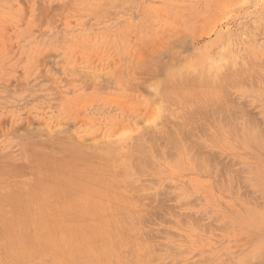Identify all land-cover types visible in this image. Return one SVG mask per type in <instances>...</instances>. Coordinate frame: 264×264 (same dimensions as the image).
Returning <instances> with one entry per match:
<instances>
[{
  "label": "rangeland",
  "instance_id": "374dc122",
  "mask_svg": "<svg viewBox=\"0 0 264 264\" xmlns=\"http://www.w3.org/2000/svg\"><path fill=\"white\" fill-rule=\"evenodd\" d=\"M263 130L264 0H0V264H264Z\"/></svg>",
  "mask_w": 264,
  "mask_h": 264
},
{
  "label": "bare ground",
  "instance_id": "6f19581e",
  "mask_svg": "<svg viewBox=\"0 0 264 264\" xmlns=\"http://www.w3.org/2000/svg\"><path fill=\"white\" fill-rule=\"evenodd\" d=\"M92 10H93V9H92ZM230 61H231V60H230ZM230 61H229V62H230ZM227 62H228V61H227ZM222 63H223V62H222ZM225 63H226V62H225ZM225 63H224V65H225ZM226 64H227V63H226ZM230 64H231V63H230ZM230 64L227 65V66L230 67ZM204 66L206 67V65H204ZM221 66H222V68H224L223 65H221ZM227 66H226V68H227ZM201 67H202V66H201ZM174 68H175V67H174ZM179 68H180V67H179ZM179 68H178V69H179ZM202 68H203V67H202ZM216 68H217V66H216ZM218 68H219V67H218ZM232 68L234 69V67H232ZM232 68H231V69H232ZM181 69H182V67H181ZM193 69L195 70V68H192V70H193ZM203 69H205V68H203ZM206 69H208V67H206ZM209 69H210V67H209ZM169 70H171V69H169ZM194 70H193V71H194ZM219 70H220V69H219ZM236 70H237V69H236ZM177 71H178V70H177ZM177 71H176V72H177ZM203 71H204V70H203ZM209 71H210V70H209ZM222 71H223V70H222ZM224 71H225V70H224ZM167 72H168V71H167ZM170 72H171V74L173 73L172 71H170ZM196 72H197V74H198V71H196ZM196 72H195V71L192 72V75H193V73L196 74ZM211 72H213V71H211ZM217 72H218V71H217ZM174 73H175V72H174ZM174 73H173V74H174ZM182 73H183V72H182ZM207 73H208V72H206V74H207ZM233 73H234V72H233ZM236 73H237V72H236ZM169 74H170V73H169ZM169 74H167V76H168ZM184 74H185V73H184ZM218 74H220V73H217V75H218ZM227 74H228V72H227ZM179 75H180V74H179ZM189 75H190V74H189ZM189 75H188V73H187L186 77H187V76L189 77ZM198 75L200 76V73H199ZM203 75H204V74H203ZM203 75H202V76H203ZM213 75H214V74H213ZM228 75H229V74H228ZM175 76L178 77V73H176V75H174V77H175ZM206 76H207V75H206ZM225 76H226V74H225ZM231 76H232V75H231ZM234 76H236V75L234 74ZM169 77L171 78V77H173V76H169ZM186 77L184 76V78H186ZM188 77H187V78H188ZM192 77H194V76H192ZM209 77H213V76H212V75H209ZM218 77H219V75H218ZM221 77H222V76H221ZM227 77H228V76H227ZM179 78H180V77H179ZM198 78H199V77H198ZM203 78H204V76H203L202 78H200V79H203ZM215 78H216V77H215ZM223 78H224V77H223ZM229 78H231V77L229 76ZM232 78H235V77H232ZM173 79H174V78H173ZM173 79H172V80H173ZM176 79H177V78H176ZM194 79H195V78H194ZM204 79H207V78H204ZM211 79H213V78H211ZM167 80H170V79L168 78ZM167 80H166V81H167ZM178 80H179V79H178ZM188 80H189V78H188ZM208 80H210V79H208ZM219 80H220V77H219ZM219 80H217V81L219 82ZM227 80H228V79H227ZM229 80H231V79H229ZM179 81H180V80H179ZM185 81H186V80H185ZM193 81H194V80H193ZM196 81H197V80H196ZM198 81L200 82V80H198ZM211 81H212V80H211ZM211 81H210V83H211ZM214 81H215V79H214ZM217 81H216V82H217ZM163 82H164V81H163ZM169 82H170V81H169ZM173 82L176 83L175 81H173ZM201 82H202V81H201ZM201 82H200V83H201ZM212 82H213V81H212ZM166 83H167V82H166ZM174 83H173L172 85H175ZM177 83H178V82H177ZM177 83H176V84H177ZM182 83H183V77H182ZM182 83H181V81H180V84H182ZM200 83H199V84H200ZM208 83H209V82H208ZM214 83H215V82H214ZM214 83H212V84L214 85ZM225 83L228 84V81H227V82L224 81L223 85H224ZM164 84H165V83H164ZM180 84H179V85H180ZM188 84H189V83H188ZM191 84H193V83H191ZM195 84H196V82H195ZM205 84H207V83H205ZM215 84H216V83H215ZM227 84H226V85H227ZM158 85H159V84H158ZM182 85H184V84H182ZM182 85H181V86H182ZM202 85H203V83H202ZM202 85H199V86L197 85V86L199 87V89H201L200 87H202ZM209 85H211V84H209ZM213 85H211V86H212V89H216V88L221 89V88H222V87H217V86H216V88H213V87H215V85H214V86H213ZM216 85H217V84H216ZM218 85H219V84H218ZM220 85H221V84H220ZM185 86H186V85H185ZM187 86H188V85H187ZM190 86H191V85H190ZM206 86H207V85H206ZM221 86H222V85H221ZM155 87H157V86H155ZM161 87H162V86H161ZM165 87H166V86H165ZM175 87H176V85H175ZM178 87H179V86H178ZM193 87H195V86H193ZM207 87H208V86H207ZM225 87H226V86H225ZM162 88H163V87H162ZM168 88H169V87H168ZM181 88H182V87H181ZM184 88H185V87H184ZM186 88H187V87H186ZM186 88H185V89H186ZM223 88H224V86H223ZM151 89H152V88H151ZM156 89H157V88H156ZM173 89H175V88H173ZM182 89H183V88H182ZM185 89H183V90H185ZM188 89H189V88H188ZM196 89H197V88H196ZM196 89H194V91H195ZM202 89H203V87H202ZM207 89H208V91H209V88H207ZM210 89H211V88H210ZM219 89H218V90H219ZM224 89L226 90V88H224ZM168 90H169V89H168ZM175 90H177V88H176ZM189 90H192V89H189ZM156 91H157V90H156ZM164 91H166V89H165ZM179 91H182V90L180 89ZM194 91H193V92H194ZM198 91H199V90H198ZM206 91H207V90H206ZM210 91H211V90H210ZM213 91H214V90H213ZM213 91H212V92H213ZM168 92H169V91H168ZM174 92H175V91H174ZM190 92H191V91H190ZM193 92H192V93H193ZM196 92H197V91H196ZM201 92H203V91L201 90ZM214 92H215V91H214ZM216 92L218 93L217 90H216ZM219 92H220V90H219ZM157 93H158V92H157ZM177 93H178V92H177ZM182 93H183V91H182ZM187 93H188V92H187ZM203 93H204V92H203ZM161 94H162V93H161ZM168 94H169V93H168ZM185 94H186V91H185ZM195 94H196V93H195ZM199 94H200V93H199ZM210 94H211V93H210ZM210 94H209V95H210ZM213 94H214V93H213ZM213 94H212V95H213ZM218 94H219V93H218ZM156 95H157V94H156ZM162 95L165 97L164 94H162ZM178 95H179V94H178ZM186 95H187V94H186ZM186 95H185V96H186ZM190 95H191V94H190ZM206 95H207V94H206ZM216 95H217V94H215L214 96H216ZM219 95H220V94H219ZM185 96H184V97H185ZM196 96H197V94H196ZM201 96H202V94H201ZM201 96H200V97H201ZM161 97H162V96H161ZM166 97H167V96H166ZM198 97H199V96H198ZM205 97H206V96H205V94H204V98H205ZM210 97H213V96L210 95ZM216 97H217V96H216ZM216 97H215V98H216ZM169 98H171V95H170ZM181 98H182V97H181ZM188 98H189V97H188ZM201 98L203 99V97H201ZM218 98H220V97L218 96ZM218 98H217V99H218ZM182 99H183V98H182ZM206 99H208V96L206 97ZM206 99H205V100H206ZM183 100H184V99H183ZM199 100H200V99H199ZM203 100H204V99H203ZM203 100H202L201 102H203ZM205 100H204V101H205ZM208 100H209V99H208ZM208 100H206L205 102L208 104V102L210 101L209 103L211 104V100H209V101H208ZM164 101H165V100H164ZM177 101H178V100H177ZM179 101H181V100L179 99ZM214 101H216V100H214V98H213V102H214ZM220 101H222V100L220 99ZM220 101L218 102V103H219L218 105H220L221 107H222V104L225 105V103H220ZM194 102H195V101H194ZM196 102H197V101H196ZM198 102H200V101H198ZM224 102H225V100H224ZM228 102H229V101H228ZM182 103H183V102H182ZM206 103H205V104H206ZM214 103H215V102H214ZM214 103H212L211 105L213 106ZM216 103H217V102H216ZM203 104H204V103H203ZM207 104H206V105H207ZM187 105H188V104H187ZM189 105H190V104H189ZM206 105H201V106H205V107H208V106H209V105H208V106H206ZM183 106H184V105H183ZM220 106H219V107H220ZM225 106H226V105H225ZM193 107H194V106H193ZM197 107H198V106H197ZM197 107H196V108H197ZM199 107H200V106H199ZM199 107H198V108H199ZM205 107H203V108H205ZM213 107H214V106H213ZM215 107H216V106H215ZM215 107H214V110H215ZM221 107H220V108H221ZM223 107H224V106H223ZM188 108H189V106H188ZM196 108H195V111H196ZM200 108H201V107H200ZM203 108H202V109H203ZM220 108H218V109H220ZM225 108H226V107H225ZM192 109H194V108H192ZM192 109H191V110H192ZM207 109L209 110L210 107H208ZM207 109H205V111H206ZM162 110H163V109H162ZM181 110H182V109H181ZM199 110H200V109H199ZM203 110H204V109H203ZM208 110H207V111H208ZM210 110H211V109H210ZM221 110H224V109L222 108ZM221 110H219V111H221ZM229 110H231V109L229 108ZM232 110H233V109H232ZM160 111H161V110H160ZM192 111H193V110H192ZM197 111H198V110H197ZM197 111H196V112H197ZM227 111H228V110H226V112L224 111V113H222V114H224L223 116H225V115L227 114ZM233 111H234V110H233ZM233 111H232V112H233ZM181 112H183V111H181ZM201 112H202V110H201ZM201 112H200V116H201ZM212 112L214 113V112H217V111H216V110H215V111L212 110ZM222 112H223V111H222ZM163 113H164V112H163ZM179 113H180V112H179ZM184 113H185V112H184ZM189 113H190V112H189ZM194 113H195V112H194ZM197 113H199V112H197ZM217 113H218V112H217ZM225 113H226V114H225ZM228 113H230V112H228ZM181 114H182V113H181ZM185 114H186V113H185ZM187 114H188V113H187ZM187 114H186V115H187ZM203 114H204V113H203ZM208 114H209V113H208ZM208 114H206V115H208ZM168 115H169V114H168ZM186 115H185V116H186ZM206 115H205V116H206ZM230 115H231V114H230ZM185 116H184V117H185ZM211 116H212V113H211ZM186 117H187V116H186ZM189 117H190V116H189ZM197 117H198V116H197ZM221 117H222V116H221ZM165 118H166V116H165ZM200 118H201V117H200ZM208 118H210V117H208ZM228 118H229V117H228ZM228 118H227V119H228ZM232 118H233V117H232ZM166 119H167V118H166ZM185 119H186V118H185ZM197 119H198V118H197ZM224 119H225V118H224ZM229 119H230V118H229ZM234 119H235V118H234ZM181 120H184V119H181ZM186 120H187V119H186ZM205 120H206V119H205ZM210 120H211V119H210ZM210 120L208 119V121H210ZM222 120H223V119H222ZM164 121H166V120L164 119ZM164 121H163V122H164ZM174 121H175V118H174ZM176 121H177V120H176ZM176 121H175V122H176ZM184 121H185V120H184ZM191 121H192V120H191ZM191 121L189 120V122H191ZM233 121H234V120H233ZM163 122L161 121V123H163ZM170 122H171V121H170ZM213 122H214V121H213ZM250 122H251V121H250ZM250 122H249V123H250ZM158 123H159V122H158ZM171 123H173V122H171ZM186 123H188V122H186ZM192 123H193V122H192ZM214 123H215V122H214ZM230 123H231V122H230ZM234 123H235V121H234ZM155 124H156V123H155ZM174 124H175V123H174ZM188 124H189V123H188ZM190 124H191V123H190ZM215 124H216V123H215ZM157 125H158V124H157ZM162 125H163V124H162ZM165 125L168 126L166 122H165ZM178 125H179V124H178ZM200 125H201V124H200ZM232 125H233V123H232ZM232 125H231V126H232ZM250 125H251V124H250ZM146 126H147V125H146ZM148 126H149V125H148ZM151 126H152V125H151ZM175 126L177 127V125H175ZM189 126H190V125H189ZM215 126H216V125H215ZM149 127H150V126H149ZM149 127H148V128H149ZM157 127H158V126H157ZM163 127H164V126H163ZM176 127H175V128H176ZM198 127H199V126H198ZM200 127H201V126H200ZM256 127H257V126H256ZM148 128L146 129V130H147L146 132H149V131H150L149 134H151V136H153L154 134L157 135V132H155V131H156L155 128L153 129L152 127H150V128H152V130H155V131H154L155 133H153V135H152V133H151V132H153V131H152V130H149ZM158 128H159V127H158ZM160 128H162V126H161ZM165 128H166V127H165ZM165 128H164V129H165ZM181 128H182V127H181ZM186 128H187V127H186ZM204 128H205V127H204ZM237 128H238V127H237ZM142 129H143V128H142ZM166 129H167V128H166ZM168 129H169V128H168ZM176 129H177V128H176ZM178 129H179V132H180V131H181L180 128H178ZM178 129H177V130H178ZM170 130H172V129H170ZM186 130H187V129H186ZM236 130H238V129H236ZM239 130H240V128H239ZM255 130H256V129H255ZM255 130H254V131H255ZM172 131H174V130H172ZM172 131H171V132H172ZM191 131H192V130H191ZM252 131H253V130H252ZM263 131H264V130H263ZM146 132H145V133H146ZM164 132H165V131H164ZM167 132H169V131H167ZM174 132H175V131H174ZM174 132H173V133H174ZM182 132H183V131H182ZM187 132H188V131H187ZM261 132H262V131H261ZM138 133H139V132H138ZM140 133H141V132H140ZM143 133H144V132H143ZM159 133H160V132H159ZM159 133H158V134H159ZM188 133H190V131H189ZM192 133H193V132H192ZM256 133H257V132H256ZM134 134H135V133H134ZM160 134H161V133H160ZM68 135H69V134H68ZM144 135H145V134H143V136H144ZM147 135H148V134H147ZM147 135H146V137H149V136H147ZM162 135H163V134H162ZM166 135H167V134H166ZM169 135H170V134H169ZM172 135H175V134H172ZM185 135L188 136V134H186V132L184 133V136H185ZM244 135H245V134H244ZM256 135H257V134H256ZM71 136H72V135H71ZM139 136H140V134H139ZM151 136H150V137H151ZM154 136H155V135H154ZM164 136H165V135H164ZM167 136H168V135H167ZM167 136H166V137H167ZM56 137H57V136H56ZM72 137H73V136H72ZM134 137H135V136H134ZM155 137H156V136H155ZM166 137H165V138H166ZM175 137H176V136H175ZM175 137H172V136L167 137V138H169V139H167V140H168L167 143L171 140V138H173L172 141H174V142H173L172 144H175V142L178 141ZM188 137H189V136H188ZM59 138H60V137H59ZM66 138H67V137H66ZM124 138H125V137H124ZM140 138H141V137H140ZM165 138H164V139H165ZM184 138H185V137H184ZM56 139H57V138H56ZM61 139H62V138H61ZM61 139H60V141H62ZM73 139H74V138H73ZM77 139H78V138H77ZM135 139H136V137H135ZM141 139H142V138H141ZM141 139H140V140H141ZM151 139H152V137H151ZM186 139H188V138H186ZM246 139H247V138H246ZM252 139H253V136H252ZM256 139H257V138H256ZM122 140H123V139H122ZM136 140H137V139H136ZM189 140H190V139H189ZM261 140H262V138H261ZM56 141H57V140H56ZM63 141H64V140H63ZM67 141H68V140H67ZM153 141H155V140L153 139ZM162 141H163V140H162ZM172 141H171V142H172ZM192 141H194V140H192ZM257 141H258V140H257ZM57 142H58V141H57ZM114 142H115V141H114ZM129 142H131V141H129ZM132 142H133V141H132ZM142 142H143V140H142ZM148 142H149V141H148ZM150 142H151V141H150ZM164 142H166V141L164 140ZM171 142H169V143L167 144V146H168L169 144L171 145ZM198 142H199V141H198ZM53 143H54V142H53ZM55 143H56V142H55ZM123 143H124V142H123ZM177 143H178V142H177ZM199 143H200V142H199ZM137 144H138V143H137ZM150 144H152V142H151ZM188 144H189V143H188ZM196 144H197V143H196ZM71 145H72V144H71ZM89 145H90V144H89ZM92 145H93V144H92ZM98 145L100 146L101 144H98ZM106 145H107V144H106ZM121 145H122V144H121ZM131 145H133V144H131ZM138 145H140V143H139ZM138 145H136V146H138ZM142 145H143V144H142ZM142 145L140 146V149H138V150L136 149V148H139V147H136L135 149H136L137 151H139V150H141V147L146 148V145H145V146H142ZM176 145H177V147L180 146V145L178 146V144H176ZM176 145H173V146H176ZM203 145H204V144H203ZM61 146H62V145H61ZM78 146H79V145H78ZM102 146H103V145H102ZM126 146H127V145H126ZM133 146H134V145H133ZM157 146H158V145H157ZM167 146H166V147H167ZM71 147H73V146H71ZM79 147H80V146H79ZM108 147H109V146H108ZM110 147H111V146H110ZM127 147H128V146H127ZM129 147H130V146H129ZM171 147H172V146H171ZM200 147H202V146L200 145ZM48 148H49V147H48ZM90 148H91V147H90ZM98 148H99V147H98ZM103 148H104V147H103ZM103 148H102V149H103ZM105 148H106V147H105ZM105 148H104V149H105ZM121 148H122V147H121ZM132 148H133V147H132ZM132 148H128V149L130 150V149H132ZM144 148H143V149H144ZM152 148H153V147H152ZM154 148H155V147H154ZM154 148H153V150H154ZM175 148H176V147H175ZM128 149H127V151H128ZM143 149H142L141 151H143ZM167 149H168V148H167ZM176 149H177V148H176ZM187 149H188V148H187ZM63 150H64V149H63ZM66 150H67V149H66ZM77 150H78V149H77ZM106 150H107V149H106ZM119 150H120V149H119ZM119 150H118V152H119ZM145 150L147 151V149H145ZM148 150H149V149H148ZM155 150H156V149H155ZM54 151H55V150H54ZM96 151H97V150H96ZM98 151H99V150H98ZM98 151H97V153H98ZM110 151L112 152V150H110ZM121 151H122V150H121ZM131 151H132V150H131ZM131 151H129V152H131ZM137 151H135V152H137ZM99 152H101V151H99ZM124 152H125V151H124ZM124 152H123V153H124ZM169 152H171V150H170ZM112 153H113V152H112ZM112 153H111V155H112ZM115 153H117V152H115ZM133 153H134V152H133ZM133 153L131 152V153H129V154H131V155L134 157ZM212 153H213V151H212ZM215 153H218V152L216 151ZM49 154H50V153H49ZM98 154H99V153H98ZM126 154H127L126 156H129L128 152H127ZM143 154H144V153H143ZM175 154H176V153H175ZM101 155H104V154H101ZM106 155H107V154H106ZM117 155H118V153H117ZM123 156L125 157V155H123ZM169 156H170V155H169ZM41 157H42V156H41ZM83 157H84V156H83ZM95 157H96V156H95ZM102 157H103V156H102ZM149 157H150V156H149ZM97 158H98V157H97ZM103 158H104V157H103ZM103 158H100V159L102 160ZM110 158H111V157H110ZM110 158H109V159H110ZM118 158H119V157H118ZM138 158H140V157H138ZM142 158H143V157H142ZM150 158H151V157H150ZM178 158H179V157H178ZM178 158H177V159H178ZM93 159H96V158H93ZM98 159H99V158H98ZM113 159H115V158H113ZM126 159H127V158H126ZM43 160H44V159H43ZM82 160H83V159H82ZM90 160H91V159H90ZM111 160H112V159H111ZM130 160H131V159H130ZM133 160H134V159H133ZM133 160H131V161H132V164H133L134 162H136V161L133 162ZM135 160H136V159H135ZM141 160H142V159H141ZM143 160H144V158H143ZM151 160H152V159H151ZM72 161H73V160H72ZM86 161H87V160H86ZM86 161H85V162H86ZM91 161H92V160H91ZM96 161H97V160H96ZM99 161H100V160H99ZM99 161H98V162H99ZM105 161H106V160H105ZM109 161H110V160H109ZM117 161H118V160H117ZM120 161H122V160H120ZM126 161H127V162H131V161H128V160H126ZM64 162H65V161H64ZM73 162H74V161H73ZM76 162H78V161H76ZM81 162H82V161H81ZM98 162H97L96 164H98ZM142 162H143V161H142ZM144 162H145V161H144ZM144 162H143V163H144ZM147 162H148V160H147ZM147 162H145V164H146ZM179 162H180V161H179ZM32 163H33V162H32ZM79 163H80V162H79ZM89 163H90V162H89ZM92 163H93V162H91V166H92ZM100 163H101V162H100ZM100 163H99V164H100ZM110 163H111V162H110ZM113 163H115V162H113ZM116 163H117V162H116ZM118 163H119V162H118ZM51 164H52V163H51ZM83 164H84V163H83ZM94 164H95V163H94ZM94 164H93V166H96V164H95V165H94ZM102 164H103V163H102ZM130 164H131V163H130ZM136 164H137V163H136ZM217 164H218V163H217ZM64 165H65V164H64ZM74 165H76V164L74 163ZM78 165H79V164H78ZM87 165H88V164H87ZM114 165H115V164H114ZM121 165H122V164H121ZM123 165H124V164H123ZM134 165H135V163H134ZM147 165H148V164H147ZM202 165H203V164H202ZM212 165H213V164H211V166H212ZM82 166H83V165H82ZM82 166H80V167H82ZM93 166H92V167H93ZM106 166H108V165H106ZM106 166H105V164H104V167H106ZM115 166H116V165H115ZM115 166H114V167H115ZM124 166H125V165H124ZM124 166H123V167H124ZM216 166H217V165H216ZM41 167H42V166H41ZM84 167H85V166H84ZM84 167H83V168H84ZM101 167H102V166H101ZM104 167H103V168H104ZM110 167H111V166H110ZM214 167H215V166H214ZM51 168H52V167H51ZM51 168H50V169H51ZM66 168L69 169L68 167H66ZM85 168H87V166H86ZM85 168H84V169H85ZM90 168H91V167H90ZM90 168H89V170H90ZM94 168H96V167H94ZM97 168H98V167H97ZM107 168H108V167H107ZM117 168L119 169V167H117ZM120 168H121V167H120ZM124 168H125V167H124ZM129 168H130V167H129ZM136 168H137V167H136ZM72 169H74V168H72ZM79 169H80V171L83 170V169H81V168H79ZM98 169H99V168H98ZM98 169H96V171H95V170L92 168V170H93L94 172H98V171H99ZM111 169H112V168H111ZM138 169H139V168H138ZM212 169H213V167H212ZM220 169H221V168H220ZM251 169H252V168H251ZM256 169H257V168H256ZM85 170H86V169H85ZM89 170H88V171H89ZM97 170H98V171H97ZM101 170H102V169H101ZM105 170H106V168H105L103 171L105 172ZM112 170H113V169H112ZM119 170H121V169H119ZM129 170H130V169H129ZM139 170H142V169L140 168ZM139 170H138V172H139ZM108 171H109V170H108ZM230 171H231V170H230ZM232 171H233V170H232ZM67 172H68V171H67ZM78 172H79V171H78ZM94 172H93V173H94ZM110 172H111V170H110ZM115 172H116V171H115ZM120 172H121V171H120ZM120 172H119V173H120ZM124 172H126V170H125ZM140 172H142V171H140ZM140 172H139V173H140ZM244 172H245V171H244ZM258 172H259V171H258ZM81 173H83V171H82ZM88 173L91 174L90 172H88ZM105 173H106V172H105ZM113 173H114V172H112V174H113ZM117 173H118V172H117ZM128 173H129V174H128ZM131 173H133V172H131ZM79 174H80V173H79ZM102 174H103V173H102ZM108 174H110V173L108 172ZM112 174H111V175H112ZM114 174H115V173H114ZM123 174H124L123 176H125L126 174H127V175H131V174H130V171L128 172V170H127L126 173H123ZM229 174H230V173H229ZM234 174H235V172H234ZM12 175H13V174H12ZM95 175H96V174H95ZM98 175L100 176V174H98ZM105 175H106V174H105ZM115 175H116V174H115ZM132 175H133V174H132ZM257 175H258V173H257ZM92 176H93V175H92ZM99 176H98V178H99ZM102 176H103V175H101V177H102ZM229 176H230V175H229ZM229 176H228V177H229ZM59 177H60V176H59ZM63 177H64V176H63ZM96 177H97V176H96ZM101 177H100V179H101V180H104V179L101 178ZM108 177H109V176H108ZM218 177H219V175H218ZM218 177H217V178H218ZM256 177H257V176H256ZM84 178H87V177H84ZM105 178H106V177H105ZM121 178H122V177H121ZM121 178H119V179H121ZM125 178L128 180L127 176H126ZM129 178H131V177L129 176ZM134 178H135V177H134ZM257 178H258V177H257ZM257 178H256V179H257ZM261 178H262V177H261ZM66 179H67V178H66ZM90 179H91V178H90ZM90 179H89V180H90ZM107 179H108V178H107ZM115 179H116V178H115ZM126 179H123L122 182L124 183V182H125L124 180H126ZM132 179H133V178H132ZM132 179H131V180H132ZM256 179H255V180H256ZM91 180H92V179H91ZM91 180H90V181H91ZM109 180H110V179H109ZM127 180H126V181H127ZM134 180L136 181V179H134ZM134 180H133V181H134ZM250 180H251V179H250ZM260 180H261V179H260ZM262 180H263V179H262ZM52 181H53V180H52ZM94 181H95V180H94ZM104 181H105V180H104ZM133 181H132L131 183H133ZM141 181H142V180H141ZM252 181H253V180H252ZM56 182H57V181H56ZM99 182H100V180H99ZM99 182L97 181V183H99ZM101 182H103V181H101ZM101 182H100V183H101ZM105 182H106V181H105ZM108 182L110 183V181H108ZM247 182H248V181H247ZM263 182H264V181H263ZM263 182H262V183H263ZM119 183H120V182H119ZM131 183H127V184H131ZM136 183H137V182H136ZM138 183H141V182H138ZM44 184H46V183L44 182ZM105 184H106V183H105ZM110 184H111V183H110ZM116 184H117V183H116ZM116 184H115V185H116ZM125 184H126V183H125ZM125 184H124V185H125ZM263 184H264V183H263ZM54 185H55V184H54ZM54 185H53V186H54ZM132 185H133V184H132ZM134 185H135V184H134ZM141 185H143V183H142ZM107 186H108V185H107ZM111 186H113V185H111ZM136 186H137V184H136ZM144 186H145V184H144ZM254 186H255V185H254ZM258 186H259V184H258ZM258 186H257V187H258ZM45 187H46V186H45ZM104 187H105V186H104ZM121 187H122V186H121ZM123 187H124V186H123ZM137 187H138V186H137ZM142 187H143V186H142ZM42 188H43V187H42ZM108 188H109V187H108ZM140 188H141V187H140ZM143 188H145V187H143ZM146 188H147V187H146ZM263 188H264V187H263ZM263 188L261 189L262 191H263ZM50 189H51V188H50ZM63 189H64V188H63ZM103 189H104V188H103ZM114 189L116 190V188H114ZM114 189H113V190H114ZM119 189H120V188H119ZM123 189H125V187H124ZM138 189H139V188H138ZM147 189H148V188H147ZM256 189H257V188H256ZM43 190H44V189H43ZM46 190H47V189H46ZM82 190H83V189H82ZM136 190H137V189H136ZM44 191H45V190H44ZM85 191H86V190H85ZM88 191H89V190H88ZM128 191H129V190H128ZM128 191H127V192H128ZM134 191H135V188H134ZM138 191H139V190H138ZM140 191H141V190H140ZM51 192H52V191H51ZM89 192H90V191H89ZM130 192H131V191H130ZM78 193H80V192H78ZM101 193H102V192H101ZM121 193H124V191L121 192ZM128 193H129V192H128ZM145 193H146V192H145ZM262 193H263V192H261V194H262ZM50 194H51V193L49 192V195H50ZM98 194H99V193H98ZM80 195H81V194H80ZM101 195H102V194H101ZM104 195H105V194H103V196H104ZM106 195H107V194H106ZM113 195H115V194L113 193ZM136 195H137V194H136ZM263 195H264V194H263ZM62 196H63V195H62ZM76 196H77V195H76ZM107 196H108V195H107ZM110 196H111V195H110ZM132 196H133V195H132ZM143 196H144V195H143ZM113 197H114V196H113ZM113 197H111V199H112ZM62 198L64 199V197H62ZM75 198H76V197H75ZM80 198H81V197H80ZM89 198H90V197H88L87 200H89ZM135 198H136V197H135ZM135 198H134V199H135ZM63 199H62V201H63ZM71 199H72V198H71ZM93 199H94V198H93ZM118 199H120V198H118ZM118 199H117V200H118ZM129 199H130V198H129ZM136 199H137V198H136ZM144 199H145V198H144ZM192 199H193V197H192ZM4 200H5V199H4ZM6 200H7V199H6ZM77 200H79V198H77ZM81 200H82V199H81ZM95 200H96V199H95ZM95 200H94V201H95ZM97 200H101V199H97ZM113 200H114V199H113ZM117 200H116V202H117ZM123 200H124V202L126 201V199H123ZM127 200H128V199H127ZM29 201H30V200H29ZM65 201H66L67 203L69 202V201H67V200H65ZM101 201H102V200H101ZM105 201H106V200H105ZM105 201H102V202L104 203ZM119 201H122V199L119 200ZM119 201H118V202H119ZM135 201H136V200H135ZM51 202H52V201H51ZM83 202H84V201H83ZM87 202H89V201H87ZM96 202H97V201H96ZM113 202H114V201H113ZM122 202H123V201H122ZM124 202H123V203H124ZM126 202H127V201H126ZM130 202H131V200H130ZM130 202H128V203H130ZM142 202H143V201H142ZM58 203H59V202H58ZM77 203H78V202H77ZM85 203H86V201L83 203V205H85ZM94 203H95V202H94ZM103 203H101V204H103ZM105 203H106V202H105ZM111 203H112V202H111ZM111 203H110V204H111ZM114 203H115V202H114ZM123 203H121V204H123ZM191 203L194 204V200H193V202L191 201ZM50 204H51V203H50ZM64 204H65V203H64ZM75 204H76V203H75ZM92 204H93V203H92ZM99 204H100V202H99ZM132 204H134V203H132ZM138 204H140V203H138ZM187 204H189V203H187ZM7 205H8V204H7ZM51 205H52V204H51ZM88 205H90V204H88ZM93 205H94V204H93ZM104 205H105V204H104ZM108 205H109V204H108ZM125 205H126V203H125ZM53 206H56V205L54 204ZM59 206H60V205H59ZM63 206H64V205H63ZM113 206H115V205H113ZM116 206H117V204H116ZM128 206H129V205H128ZM128 206H127V207H128ZM136 206H138V205H136ZM29 207H31V206H29ZM60 207H61V206H60ZM64 207H65V206H64ZM81 207H83V206H81ZM104 207H105V206H104ZM110 207H111V206H110ZM119 207H120V206H119ZM122 207H123V206H122ZM130 207H131V206H130ZM48 208H49V207H48ZM53 208H54V207H53ZM65 208H66V207H65ZM83 208H84V207H83ZM95 208H97V213H99V212H100L99 209H101V208H100V205H99V209H98V205H97ZM108 208H109V207H108ZM131 208H134V207H131ZM131 208H130V209H131ZM49 209H50V208H49ZM51 209H52V208H51ZM106 209H107V208H106ZM113 209H114V208H113ZM126 209H127V208H126ZM136 209H137V208H136ZM1 210H2V209H1ZM1 210H0V211H1ZM19 210H20V209H19ZM85 210H86V209H85ZM87 210H88V209H87ZM114 210H115V209H114ZM114 210H112V211H113V212H115V211L117 212V210H115V211H114ZM127 210H129V207H128ZM127 210H126V211H127ZM139 210H140V209H139ZM139 210H138V211H139ZM53 211H54V210H53ZM56 211H57V210H56ZM98 211H99V212H98ZM107 211H108V210H107ZM121 211H122V210H121ZM133 211H134V210H132V212H133ZM136 211H137V210H136ZM136 211H134V212H136ZM51 212H52V211H51ZM128 212H129V211H128ZM1 213H2V212H1ZM1 213H0V214H1ZM83 213H84V212H83ZM101 213H102V212H101ZM101 213H99V214H101ZM104 213H105V211H104ZM123 213H124V211H123ZM141 213H142V212H141ZM56 214H57V213H56ZM64 214H65V213H64ZM118 214H119V212H118ZM130 214H131V213H130ZM133 214H134V213H133ZM135 214H136V213H135ZM90 215H91V214H90ZM104 215H105V214H104ZM139 215H140V214H139ZM41 216H42V215H41ZM93 216H94V215H93ZM99 216H100V215H99ZM110 216H111V215H110ZM126 216H127V215H126ZM128 216H130V215H128ZM136 216H137V215H136ZM185 216H186V215H185ZM6 217H7V216H6ZM63 217H64V216H63ZM114 217H115V216H114ZM118 217H119V216H118ZM144 217H145V216H144ZM26 218H27V217H26ZM48 218H50V217H48ZM103 218H104V217H103ZM108 218H109V216H108ZM111 218H112V217H111ZM111 218H110V219H111ZM119 218H121V217H119ZM124 218H128V217H124ZM133 218H134V217H133ZM137 218H138V217H137ZM140 218H141V216H140ZM142 218H143V217H142ZM7 219H9V218H7ZM97 219H98V218H97ZM114 219H115V218H114ZM130 219H131V218H130ZM135 219H136V217H135ZM37 220H38V219H37ZM98 220H99V219H98ZM126 220H127V219H126ZM131 220H132V219H131ZM99 221H100V220H99ZM104 221H106V220L104 219ZM108 221H109V220H108ZM114 221H115V220H113V222H114ZM133 221H134V220H133ZM136 221H137V220H136ZM96 222H97V221H96ZM106 222H107V221H106ZM115 222H116V221H115ZM115 222H114V223H115ZM120 222H121V221H120ZM120 222H119V223H120ZM125 222H126V221H125ZM91 223H92V221H91ZM100 223H101V222H100ZM102 223H103V220H102ZM102 223H101V224H102ZM109 223H111V222L109 221ZM133 223H134V222H133ZM133 223H132V224H133ZM25 224H26V223H25ZM35 224H36V222H35ZM35 224H34V225H35ZM43 224H44V223H43ZM43 224H42L41 226H43ZM62 224H63V223H62ZM120 224H121V223H120ZM120 224H119V226H120ZM122 224H124V223H122ZM125 224H126V223H125ZM136 224H137V223H136ZM136 224H135V225H136ZM82 225H83V223H82ZM94 225H95V224H94ZM105 225H106V224H105ZM107 225H109V224H107ZM107 225H106V226H107ZM114 225H115V224H114ZM129 225H130V224H129ZM129 225H127V226H129ZM21 226H22V225H21ZM49 226H50V225H49ZM72 226H73V223H72ZM99 226L102 227L101 225H99ZM99 226H98V227H99ZM103 226H104V225H103ZM119 226H118V227H119ZM121 226H122V225H121ZM121 226H120V227H121ZM141 226H142V225H141ZM66 227H67V226H66ZM116 227H117V226H115V228H116ZM118 227H117V228H118ZM133 227H134V226H133ZM143 227H144V226H143ZM37 228L39 229V227H37ZM43 228H44V227H43ZM45 228H46V227H45ZM50 228H51V227H50ZM96 228H97V227H96ZM112 228H114V227L112 226ZM112 228H111V230H113ZM134 228H135V227H134ZM140 228H141V227H140ZM107 229H108V228H107ZM118 229H119V228H118ZM118 229H117V231H118ZM2 230H3V229H2ZM50 230H51V229H50ZM53 230H54V229H53ZM76 230H77V229H76ZM92 230H94V229H92ZM105 230H106V229H105ZM105 230H104V231H105ZM109 230H110V229H109ZM109 230H108V231H109ZM139 230H142V229H139ZM3 231H7V230H3ZM39 231H40V229H39ZM70 231H71V229H70ZM72 231H73V230H72ZM79 231H80V230H79ZM97 231H98V230H97ZM100 231H101V230H100ZM127 231H128V230H127ZM134 231H135V230H134ZM137 231H138V227H137ZM142 231H144V230H142ZM47 232H48V231H47ZM63 232H64V231H63ZM91 232H92V231H91ZM101 232H103V231H101ZM110 232H112V231H110ZM114 232H115V231H114ZM118 232H120V231H118ZM135 232H136V231H135ZM92 233H93V232H92ZM115 233H116V232H115ZM120 233H121V232H120ZM123 233H124V232H123ZM125 233H126V232H125ZM125 233H124V234H125ZM128 233H129V231H128ZM133 233H134V232H132V234H133ZM69 234H70V233H69ZM90 234H91V233H90ZM110 234H111V233H110ZM126 234H127V233H126ZM126 234H125V235H126ZM102 235H103V234H102ZM102 235H101V236H102ZM107 235H108V234H107ZM112 235H113V234H112ZM140 235H141V234H140ZM32 236H33V235H32ZM78 236H80V235H78ZM90 236H91V235H90ZM113 236H114V235H113ZM115 236H116V234H115ZM122 236H123V235H122ZM126 236H127V235H126ZM131 236H132V235H131ZM136 236H137V235H136ZM146 236H147V235H146ZM54 237H55V236H54ZM84 237H85V236H84ZM103 237H104V236H103ZM103 237H102V238H103ZM105 237H106V239H107V236H105ZM120 238H121V237H120ZM127 238H128V237H127ZM129 238H130V236H129ZM132 238H133V237H132ZM137 238H138V237H137ZM137 238H135V240H136ZM140 238H141V237H140ZM142 238H143V237H142ZM78 239L80 240V238H78ZM85 239H86V238H85ZM106 239H105V240H106ZM114 239H115V238H114ZM121 239H122V238H121ZM93 240H94V239H93ZM102 240H103V239H102ZM135 240H134V241H135ZM83 241H84V239H83ZM98 241H99V240H98ZM119 241H120V240H119ZM123 241H125V240H123ZM136 241H139V240H136ZM140 241H141V240H140ZM144 241H146V240H144ZM103 242H104V241H103ZM113 242H114V240H113ZM126 242H127V241H126ZM108 243H109V242H107V244H108ZM121 243H122V242H121ZM133 243H134V242H133ZM136 243H137V242H136ZM107 244H106V245H107ZM123 244H124V243H123ZM134 244H135V243H134ZM140 244H142V243H140ZM98 245H99V244H98ZM106 245H105L104 247H106ZM112 245H113V244H112ZM127 245H129V244H127ZM143 245H145V244H143ZM60 246H61V244H60ZM117 246H118V245H117ZM133 246H134V245H133ZM138 246H139V245H138ZM138 246H137V247H138ZM98 247H99V246H98ZM98 247H97V248H98ZM107 247H108V246H107ZM143 247H144V246H143ZM145 247H146V245H145ZM145 247H144V248H145ZM95 248H96V247H95ZM100 248H101V247H100ZM118 248H119V247H118ZM129 248H130V247H129ZM129 248H128V250H129ZM135 248H136V247H135ZM141 248H142V247H141ZM144 248H143V249H144ZM84 249H85V248H84ZM109 249H110V248H109ZM131 249H132V248H131ZM131 249H130L129 251H131ZM138 249H139V248H138ZM101 250H102V249H101ZM106 250H107V249H106ZM106 250H105V252H107ZM116 250H117V249H116ZM261 250H262V249H261ZM99 251H100V250H99ZM99 251H98V252H99ZM114 251H115V250H114ZM117 251H118V250H117ZM134 251H135V250H134ZM147 251H148V250H147ZM96 252H97V251H96ZM119 252H120V251H119ZM137 252H138V251L136 250V253H137ZM144 252H145V250H144ZM255 252H256V251H255ZM258 252H259V251H257V253H258ZM136 253H135V254H136ZM102 254H104V253H102ZM106 254H107V253H106ZM112 254H113V252H112ZM123 254H124V253H123ZM127 254H128V253H127ZM260 254H261V253H260ZM65 255H66V254H65ZM125 255H126V254H125ZM253 255H254V254H253ZM253 255H252V256H253ZM258 255H259V254H258ZM114 256H115V255H114ZM133 256H134V255H133ZM137 256H138V255H137ZM125 257H126V256H125ZM127 257H128V256H127ZM129 257H130V255H129ZM129 257H128V259H129ZM134 257H135V256H134ZM260 257H261V256H259V259H260ZM262 257H263V256H262ZM262 257H261V260H262ZM64 258H65V257H64ZM84 258H85V257H84ZM113 258H114V257H113ZM120 258L122 259L121 256H120ZM139 258H140V257H139ZM139 258H138V259H139ZM148 258H149V257H148ZM66 259H67V258H66ZM66 259H65V260H66ZM159 259H160V258H159ZM62 260H63V259H62ZM263 260H264V259H263ZM121 261H123V260H121ZM133 261H135V259H134ZM133 261H132V262H133ZM137 261H138V260H136V262H137ZM152 261H153V260H152ZM63 262H65V261L63 260ZM66 262H67V261H66ZM127 262H128V260H127ZM129 262H130V261H129ZM68 263H69V260H68ZM68 263H67V264H68ZM114 263H115V262H114ZM116 263H117V262H116ZM116 263H115V264H116ZM122 263H123V262H122ZM130 263H131V262H130ZM134 263H135V262H134ZM245 263H246V262H245ZM1 264H2V263H1ZM70 264H71V262H70ZM117 264H118V263H117ZM124 264H127V263L124 262ZM132 264H133V263H132ZM137 264H138V263H137ZM241 264H242V263H241Z\"/></svg>",
  "mask_w": 264,
  "mask_h": 264
}]
</instances>
